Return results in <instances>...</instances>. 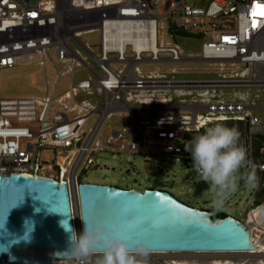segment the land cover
<instances>
[{"label": "built area", "instance_id": "1", "mask_svg": "<svg viewBox=\"0 0 264 264\" xmlns=\"http://www.w3.org/2000/svg\"><path fill=\"white\" fill-rule=\"evenodd\" d=\"M261 12L264 0H208L202 7L187 0H0V71L43 67L50 51L61 65L45 96L0 99V177L65 182L73 206L80 178L96 166L94 154L146 155L153 148L155 156L192 164L185 143L222 122L237 128L255 165L258 188L243 223L264 243V119L255 113L264 111ZM92 35L94 42L83 41ZM180 40L196 42L197 51L185 53ZM76 68L86 79L56 96ZM224 90L232 91L227 99ZM252 90L258 94L250 99ZM92 96L98 99L81 98ZM112 116L125 123L100 134Z\"/></svg>", "mask_w": 264, "mask_h": 264}, {"label": "water", "instance_id": "2", "mask_svg": "<svg viewBox=\"0 0 264 264\" xmlns=\"http://www.w3.org/2000/svg\"><path fill=\"white\" fill-rule=\"evenodd\" d=\"M74 194L80 231L81 218L95 220L115 235L134 224L127 238L133 245L143 241L149 253H251L256 249L244 223L229 216L216 218L220 208L207 212L188 207L164 191L79 184ZM72 208L65 182L37 175L0 177V246L6 251L0 252V264L77 260L64 252L70 233L60 226L64 220L65 229L70 225L75 231Z\"/></svg>", "mask_w": 264, "mask_h": 264}, {"label": "rangeland", "instance_id": "3", "mask_svg": "<svg viewBox=\"0 0 264 264\" xmlns=\"http://www.w3.org/2000/svg\"><path fill=\"white\" fill-rule=\"evenodd\" d=\"M187 2L193 6L202 7L208 2V0H187ZM95 40V35L83 39V41L88 43L94 42ZM179 43L185 53L197 51L198 45L196 42L180 40ZM49 56L50 62H46L43 67L35 64L23 63L14 70L8 72L0 71V99L45 96L46 81L52 83L54 68L57 70L61 69V65L55 60V52L50 51ZM183 66L185 67L186 65ZM192 67L201 70L199 65ZM165 68H167V66ZM191 76L197 75L193 74ZM84 79H86V75L83 70L76 68L72 76L67 75L61 80L55 95L60 96L63 91L68 88L71 82H79ZM231 92V90H224L223 98H229ZM254 94H258V92L252 90L250 99H252ZM259 94L264 97V91H260ZM81 98L90 101L98 99L95 98V96ZM258 103L261 102L259 101ZM255 113L264 119V111L258 110ZM93 120L94 118H91L87 121L85 129L93 123ZM124 123V117L112 116L105 121L100 134L103 133L104 136H107L110 131L108 128H118ZM155 153L156 150L153 148L148 150L146 155L98 152L93 155L96 166L89 169L86 174L80 178V182L82 184L110 186L121 190L135 189L144 191L149 189L164 191L188 207L207 212L216 210L212 204V189L203 181L200 185L196 184L193 166L190 162H171L162 156H155ZM46 156L47 153L44 154V158H46ZM244 171L245 169L241 170L242 173ZM243 183L244 181H240L237 189L242 186ZM257 188L258 186L252 188L251 186L245 185L237 194L230 198L229 201L218 210V212L243 223L248 201L256 193ZM234 192L229 193L225 197V200ZM73 217L75 233L78 234L79 226H77V223L75 222L74 212ZM183 255L178 254V256H166L160 259L166 261L170 258L171 261H179L184 264H212L214 260H229L234 264H242L243 262L246 264H257L259 259L264 261V258L245 256L214 258L209 256L190 257L188 255ZM180 257L181 259H175ZM95 261L96 258H94V260L86 258L82 264H95ZM140 261L146 262L145 259H141Z\"/></svg>", "mask_w": 264, "mask_h": 264}, {"label": "clouds", "instance_id": "4", "mask_svg": "<svg viewBox=\"0 0 264 264\" xmlns=\"http://www.w3.org/2000/svg\"><path fill=\"white\" fill-rule=\"evenodd\" d=\"M239 135L237 128L216 122L204 127L184 145L198 179L212 189V204L216 209L223 206L225 197L237 189L240 181L252 188L258 186L255 165L247 160L244 149L238 143ZM242 169L247 170L242 173ZM81 220L83 229L79 235L69 224L66 230L64 220L60 221V226L70 233L69 246L64 252L73 257L86 258L98 253L95 264H140V258L149 255L150 249L143 241L138 240L133 245L127 238L126 232L133 231L134 224L115 235L95 220ZM0 252H6L4 246H0Z\"/></svg>", "mask_w": 264, "mask_h": 264}, {"label": "bare ground", "instance_id": "5", "mask_svg": "<svg viewBox=\"0 0 264 264\" xmlns=\"http://www.w3.org/2000/svg\"><path fill=\"white\" fill-rule=\"evenodd\" d=\"M73 212L75 213V222L77 223V226H79V233L77 235H79L81 233L80 231V225H79V216H78V210H77V205L76 203L73 202ZM251 239L253 241H258L257 237L252 236ZM257 245L259 246V250L251 252V253H184L183 256L188 255L190 257H195V256H209V257H214V258H222V257H232V256H245V257H257V258H264V243H259L257 242ZM166 256H178V254H171V253H149V255L146 258H140L141 259H145L146 261H149L151 263H157L158 260L160 258H164ZM86 258H90L93 259L96 258L95 255H91L89 257ZM86 258H77V263L78 264H82V262L84 261V259ZM52 264H64V261H53ZM140 264H145L144 261H140ZM170 264H184L183 262H179V261H171ZM186 264V263H185ZM212 264H234L229 260H214ZM242 264H246V263H242ZM257 264H264V261L262 259H259Z\"/></svg>", "mask_w": 264, "mask_h": 264}, {"label": "flooded vegetation", "instance_id": "6", "mask_svg": "<svg viewBox=\"0 0 264 264\" xmlns=\"http://www.w3.org/2000/svg\"><path fill=\"white\" fill-rule=\"evenodd\" d=\"M167 259V258H166ZM175 259H181V257L180 258H175ZM145 264H155V263H151V262H149V261H146V262H144ZM171 263V260H170V258L168 259V260H162V259H160L156 264H170Z\"/></svg>", "mask_w": 264, "mask_h": 264}, {"label": "trees", "instance_id": "7", "mask_svg": "<svg viewBox=\"0 0 264 264\" xmlns=\"http://www.w3.org/2000/svg\"><path fill=\"white\" fill-rule=\"evenodd\" d=\"M226 215H224L223 213H221V212H216V218H220V219H222V218H224Z\"/></svg>", "mask_w": 264, "mask_h": 264}, {"label": "snow or ice", "instance_id": "8", "mask_svg": "<svg viewBox=\"0 0 264 264\" xmlns=\"http://www.w3.org/2000/svg\"><path fill=\"white\" fill-rule=\"evenodd\" d=\"M260 14H264V12H261Z\"/></svg>", "mask_w": 264, "mask_h": 264}]
</instances>
